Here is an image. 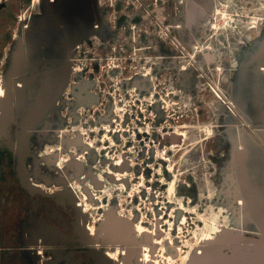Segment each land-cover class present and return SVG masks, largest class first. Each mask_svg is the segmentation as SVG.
<instances>
[{
  "label": "rangeland",
  "instance_id": "rangeland-1",
  "mask_svg": "<svg viewBox=\"0 0 264 264\" xmlns=\"http://www.w3.org/2000/svg\"><path fill=\"white\" fill-rule=\"evenodd\" d=\"M19 1L0 13V84L17 90V129L29 124L25 185L88 196L80 214L98 234L113 216L130 224L129 239L141 225L139 241L112 249L119 261L133 248L138 264H197L225 230L264 248V0H95L96 19L67 27V45L50 34L60 49L45 53L55 54L48 88L34 81L38 109L25 91L45 64L32 40L46 4ZM66 11L89 21L86 9ZM116 17L130 20L120 29Z\"/></svg>",
  "mask_w": 264,
  "mask_h": 264
},
{
  "label": "flooded vegetation",
  "instance_id": "flooded-vegetation-1",
  "mask_svg": "<svg viewBox=\"0 0 264 264\" xmlns=\"http://www.w3.org/2000/svg\"><path fill=\"white\" fill-rule=\"evenodd\" d=\"M19 2L23 5L25 0ZM9 3L10 0H0V13L7 9ZM117 3V0L114 2L107 0L104 6L114 8ZM153 4L148 6L151 7ZM156 11L158 10H154ZM135 18L136 16L132 18L130 25ZM126 19L129 18L116 17L120 29ZM136 21L138 22L137 18ZM9 22L11 23V20ZM7 30L9 28L5 31ZM18 31L21 29L19 28ZM147 81L137 80L136 85L145 88L150 85ZM79 87L80 84L75 85L74 90L78 92L81 88L84 89ZM89 94V91L85 94L87 99L90 97ZM36 100L35 107L38 108L41 103L37 104L38 98ZM15 121L17 123L14 119L0 132V136L3 135V132L12 124L9 129L10 142L0 143L2 145L0 149V264H106L102 258L106 251L103 253L102 247L100 248L103 242L90 243L88 233L81 229L82 216L79 215L81 211L77 200L70 196H62V193H48L43 189L45 193L37 192L40 189L35 190L25 185L33 183H29L28 179L25 181L21 176V168L25 160L22 162L18 150L27 152L29 147L30 153L32 140L21 134L28 129V123L24 128L17 129ZM175 138L177 137L171 139L175 140ZM29 153L23 154L28 157ZM37 250H42V253ZM131 251L132 257L129 264H138L136 250L132 248Z\"/></svg>",
  "mask_w": 264,
  "mask_h": 264
},
{
  "label": "water",
  "instance_id": "water-1",
  "mask_svg": "<svg viewBox=\"0 0 264 264\" xmlns=\"http://www.w3.org/2000/svg\"><path fill=\"white\" fill-rule=\"evenodd\" d=\"M72 2V3H70ZM41 3L46 4V11L43 17L40 18V20L37 22V26L33 27L37 33H35L37 36L32 40L35 45L38 46L39 50L44 51L45 58L42 60L41 64L43 68H35L33 71H31L30 74L34 75L36 79H33L30 84L26 85V91H25V102L26 104H32L34 101L36 103V99L38 98L37 95L34 93L33 85L34 81L36 83L39 82L41 84L42 88H45V86H48V83L51 80V74L49 67L46 68V66H49L51 64V60H53V57H55V54L53 53L51 57L47 58V53L49 48H52L54 52H56V49H60V43L50 42V34L53 30H58L61 32V35L63 36V42L65 45H67L72 37L70 36L67 31V27H72L71 24H75L78 27H86L87 25H90L93 23L90 21V19H96L97 14H95V0H43ZM69 3V4H68ZM67 9L69 10H75V11H82V9H86L89 13V21H87V18L85 21H72L67 20V16L69 15L67 13ZM89 9V10H88ZM70 13V12H69ZM70 16V15H69ZM51 20V21H50ZM71 22V23H70ZM43 24V25H42ZM45 29V30H43ZM44 32H43V31ZM32 45V43H27L28 49H26L25 55H28L29 53V47ZM36 52V49L33 50ZM29 56V55H28ZM41 79L39 80V78ZM47 84V85H46ZM17 95V90H16ZM34 103V105H35ZM12 125V124H11ZM10 125V126H11ZM7 129H9V127ZM5 130L8 132L9 130ZM130 224L127 221L118 219L116 217H111L108 220L107 224V233L110 237H119V236H129V226ZM119 229H117V228ZM115 228V229H114ZM117 229L118 232H115ZM237 234L232 231H223L219 234L218 239H226L229 237V235ZM238 235V234H237ZM241 237V236H240ZM102 242H104V238H101ZM247 241L248 239H244L243 241ZM241 242L240 245H212L204 251V254L202 256V264H264V248H255L252 245H246L244 242ZM249 242V241H248ZM130 254H132V251H130ZM175 254V253H174ZM173 254V255H174ZM131 257V255H130Z\"/></svg>",
  "mask_w": 264,
  "mask_h": 264
},
{
  "label": "bare ground",
  "instance_id": "bare-ground-1",
  "mask_svg": "<svg viewBox=\"0 0 264 264\" xmlns=\"http://www.w3.org/2000/svg\"><path fill=\"white\" fill-rule=\"evenodd\" d=\"M42 1V0H41ZM19 87V86H18ZM17 87V88H18ZM0 89H1V91L3 90V92H2V94L0 93V121L2 122L3 121V123L1 124L2 126H1V128H0V131L2 130V127L3 126H5V125H7V124H9V123H11V122H13L14 121V119H15V116H14V111H15V108H16V89H15V87H14V85H13V87H11L10 88V86L8 85V84H6V83H1L0 84ZM58 91L59 90H57V93H58ZM43 92V91H42ZM45 92V91H44ZM43 92V93H44ZM56 93V94H57ZM48 96V95H47ZM41 103V99L38 97V103L37 104H40ZM35 106H37V105H35ZM41 106H39V108H40ZM34 109H38L37 107H35ZM31 117V116H30ZM34 117V116H33ZM32 117V118H33ZM31 118V119H32ZM28 126H29V124H28ZM25 132V131H24ZM27 132V131H26ZM21 134H23V133H21ZM24 134H26V133H24ZM23 137H25V135L23 136ZM27 143H28V139H27ZM18 153L20 154V157H21V159H22V162H24V160H25V157H27V156H24V154H28L29 153V147H28V149H27V152H22L21 151V149L20 150H18ZM24 153V154H23ZM30 154V153H29ZM68 182V181H67ZM35 190H37V189H35ZM75 191V190H74ZM37 192H42V193H45L43 190H37ZM61 192V191H60ZM63 192V191H62ZM52 194H54V193H52ZM59 194V193H58ZM62 196H70L72 199H74V200H77L78 201V205L80 206V208L82 209V210H80V211H82V214H83V211H86V209H89V208H91V204L89 203V199H88V196H87V198L85 197V200H80V198L78 197V194H76V192H70L68 189H66V191L65 192H63L62 194H61ZM50 196H52V195H50ZM94 207V206H93ZM94 209V208H93ZM81 213V212H80ZM79 215H81V214H79ZM82 216V215H81ZM80 216V217H81ZM105 216V215H104ZM120 218V217H119ZM107 219H108V217H107ZM105 220H106V218H105ZM125 220V219H124ZM104 222V221H103ZM79 224V223H78ZM80 224H81V229H82V231H83V229H84V231L86 232V233H88V236H89V238H90V243H92V244H94V242L95 243H97L98 241H97V236L98 237H100V238H104V237H106L107 236V228L105 227V231L104 232H102V234H101V232H100V234H98V232H97V229L92 225V223H91V219L90 218H85L84 216H82L81 217V219H80ZM78 227H79V225H78ZM132 227V226H131ZM117 228V227H116ZM115 229V228H114ZM79 231V230H78ZM132 231H133V238H130L129 239V237H119V238H117V237H110V239H108V242H107V246H106V252H105V254L104 255H106L107 254V256H109L112 260H114V261H116L117 262V264H129L127 261H126V258H124V259H122V261H119V259L117 258V254L115 253H113L112 252V249L115 247H117V248H120V246L123 244V243H125V242H129L130 243V241L131 242H134L135 243V241H139L140 240V238H141V235H142V232H143V227L141 226V225H138V226H133V228H132ZM37 232V231H36ZM81 233H83V232H81ZM85 233V234H86ZM231 235H229V237H227L226 239H216V238H213V239H211V240H209V244H212V245H222V246H225V245H240L241 244V242L243 241V238H241L240 236L238 237V236H232V233H230ZM234 235H236V234H234ZM87 236V237H88ZM219 236V235H218ZM217 236V238H219ZM232 236V237H231ZM86 237V238H87ZM109 237V236H108ZM107 239V238H106ZM245 241V240H244ZM142 242H143V240H142ZM154 243V242H153ZM156 243V242H155ZM98 244V243H97ZM128 244V243H127ZM138 244H140V243H138ZM103 245V244H102ZM101 245V246H102ZM129 245V244H128ZM130 245H132V244H130ZM129 245V246H130ZM101 246H100V248H101ZM123 246V245H122ZM97 247H98V245H97ZM94 248V247H93ZM122 248V247H121ZM131 248V247H130ZM174 245L172 244V243H170L169 245H167V250L170 252V254H174V253H176V252H178V250L176 249V250H174ZM95 249V248H94ZM142 249H144V248H142ZM118 251H119V249H118ZM148 251V250H147ZM146 251V252H147ZM100 252V251H99ZM163 252V251H162ZM101 254V253H100ZM122 254V253H121ZM202 254V253H201ZM203 254H204V251H203ZM125 255V254H124ZM123 255V256H124ZM143 255H144V253H143ZM146 255V254H145ZM168 256H170V255H168ZM203 256V255H202ZM202 256L197 260V264H202L203 262H202ZM153 255H149V257H148V259H149V261L148 260H146V258H145V260L146 261H148L149 262V264H151L152 262H154L153 261ZM103 258V257H102ZM183 258V257H182ZM105 259V258H104ZM101 260V259H100ZM106 262V261H105ZM147 263V262H146ZM100 264H102V263H100ZM113 264V263H112Z\"/></svg>",
  "mask_w": 264,
  "mask_h": 264
},
{
  "label": "crops",
  "instance_id": "crops-1",
  "mask_svg": "<svg viewBox=\"0 0 264 264\" xmlns=\"http://www.w3.org/2000/svg\"><path fill=\"white\" fill-rule=\"evenodd\" d=\"M53 2H54V0H52ZM75 1V0H74ZM70 3H72V2H70ZM69 4V3H68Z\"/></svg>",
  "mask_w": 264,
  "mask_h": 264
}]
</instances>
